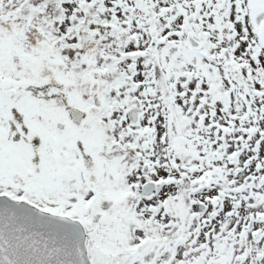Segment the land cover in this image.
Returning <instances> with one entry per match:
<instances>
[{"label": "snow or ice", "instance_id": "6c2138e0", "mask_svg": "<svg viewBox=\"0 0 264 264\" xmlns=\"http://www.w3.org/2000/svg\"><path fill=\"white\" fill-rule=\"evenodd\" d=\"M0 264H264V0H0Z\"/></svg>", "mask_w": 264, "mask_h": 264}]
</instances>
